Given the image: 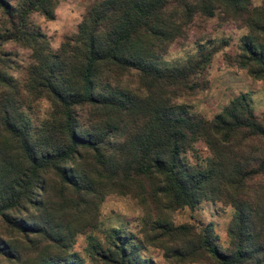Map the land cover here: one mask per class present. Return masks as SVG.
I'll return each instance as SVG.
<instances>
[{
	"label": "trees",
	"instance_id": "1",
	"mask_svg": "<svg viewBox=\"0 0 264 264\" xmlns=\"http://www.w3.org/2000/svg\"><path fill=\"white\" fill-rule=\"evenodd\" d=\"M56 1L0 0V47L30 51L17 78L0 48V264H86L79 235L89 264H153L147 245L168 264H264V115L245 92L210 119L179 101L204 88L206 45L165 59L196 18L220 15L248 28L232 61L264 81V0H93L54 50L29 16L53 19ZM110 194L144 207L142 238L101 228ZM202 200L232 207L226 248L211 223L171 221Z\"/></svg>",
	"mask_w": 264,
	"mask_h": 264
},
{
	"label": "rangeland",
	"instance_id": "2",
	"mask_svg": "<svg viewBox=\"0 0 264 264\" xmlns=\"http://www.w3.org/2000/svg\"><path fill=\"white\" fill-rule=\"evenodd\" d=\"M16 5L18 0H9ZM93 0H57L53 19H46L39 12H32L29 23L43 32L49 40L52 49H57L65 36L76 32L78 24ZM252 7L260 6L261 0H251ZM7 26V18L0 9V32ZM248 28L241 22L224 20L220 15L207 19L196 18L187 28L186 36L173 42L165 55L172 63L184 62L196 54L199 45H206L214 50L211 60L201 76L204 88L179 99L191 107V110L205 118L212 116L228 104L241 92L248 93L254 113L258 117L264 115V81L253 79L246 69L238 67L232 58L239 52L240 38ZM1 50L7 54L11 62L8 72L21 78L24 68L29 63V49L20 46L12 40L1 43ZM46 109V103L38 104L32 113L34 118H40ZM196 147L201 155L206 154L204 145L199 142ZM101 228L118 227L124 232H132L142 238L141 228L147 215L144 207L130 195H108L100 207ZM233 209L221 202L202 200L194 208L181 207L170 214L174 224L189 223L205 225L211 223L217 235V243L221 248L229 245L227 227ZM84 236L76 237L74 249L89 264L85 251ZM143 255L150 257L153 264H168L162 250L153 246H144ZM185 264H212L209 261L191 262Z\"/></svg>",
	"mask_w": 264,
	"mask_h": 264
}]
</instances>
